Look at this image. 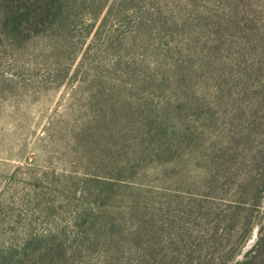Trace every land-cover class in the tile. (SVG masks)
Wrapping results in <instances>:
<instances>
[{"label": "rangeland", "instance_id": "obj_1", "mask_svg": "<svg viewBox=\"0 0 264 264\" xmlns=\"http://www.w3.org/2000/svg\"><path fill=\"white\" fill-rule=\"evenodd\" d=\"M263 73L264 0H0V264H186L242 242L207 211L208 164L233 126L264 128Z\"/></svg>", "mask_w": 264, "mask_h": 264}, {"label": "trees", "instance_id": "obj_2", "mask_svg": "<svg viewBox=\"0 0 264 264\" xmlns=\"http://www.w3.org/2000/svg\"><path fill=\"white\" fill-rule=\"evenodd\" d=\"M43 9L44 7L39 8L32 19V25L36 29L31 32L33 36H41L43 31L37 30L40 24H48L57 15L53 12L51 16L47 14V11L43 12ZM25 16L26 14H23L22 18ZM258 87L260 89L259 108H264V73L263 76L259 75ZM244 117L252 119L254 117L253 111L248 112V114L245 112ZM256 123L257 119L255 118L254 125L248 124L243 129L241 137L236 134L239 129L233 124L236 127L232 125V129L236 131L230 134L232 141L230 140L227 146L220 150L213 147L208 164V189L214 196H211L213 199L211 206L209 208H207L208 205L206 206L207 211L209 214H216L219 225H228L231 236H235L236 239L242 242L225 245L224 248H227V250L223 252H221L222 250H213L211 254L198 256V261H192L189 252L185 256L186 264H230L234 262L237 257L238 246L249 239L254 225L260 227L257 241L253 248L244 255L243 260L238 261L236 264H264V215L260 217L257 223L253 222L255 215H258L264 205V128H255ZM253 131H256L258 136L254 135L255 132ZM251 137H253V140ZM236 168L237 171L233 173L232 170H236ZM241 168L244 169V172L239 175L238 169L241 170ZM229 184L233 191L232 194L228 191V188H225ZM198 199L201 198L188 200L194 203L197 209L196 212L184 209L181 225L187 224L188 220L191 221L193 218L197 219L199 213H201L202 201L207 199H202V201ZM204 202L206 203V201ZM187 232L186 229L183 242L184 246L188 247L189 235L187 236ZM214 244L216 246H213V248L224 246L223 241L219 238ZM216 251L220 252L218 257H214Z\"/></svg>", "mask_w": 264, "mask_h": 264}]
</instances>
